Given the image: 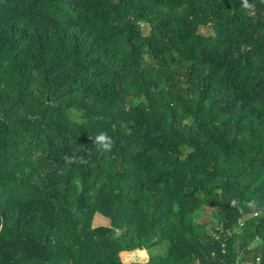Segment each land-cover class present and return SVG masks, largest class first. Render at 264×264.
Masks as SVG:
<instances>
[{"label":"trees","instance_id":"trees-1","mask_svg":"<svg viewBox=\"0 0 264 264\" xmlns=\"http://www.w3.org/2000/svg\"><path fill=\"white\" fill-rule=\"evenodd\" d=\"M164 246L264 264V2L0 0V264Z\"/></svg>","mask_w":264,"mask_h":264},{"label":"rangeland","instance_id":"rangeland-1","mask_svg":"<svg viewBox=\"0 0 264 264\" xmlns=\"http://www.w3.org/2000/svg\"><path fill=\"white\" fill-rule=\"evenodd\" d=\"M145 30L148 32L149 28H145ZM200 32H203V33H210L209 30H203V28H201V31ZM72 117H74V115L72 114ZM47 122H51V120L47 121ZM206 211L198 214V218L202 219V220H210L212 222H215L217 223V218L213 217V214L210 213L209 209H205ZM110 224V220L108 217L106 216H103V215H100L99 213L95 214L94 218H93V221H92V226H99V225H109ZM256 243V240L253 242V244ZM253 244H251V247L253 246ZM166 250V247H160V248H157L156 250H154L153 252H150V251H147V250H144L142 254L140 255H135L138 260H139V263H148L149 260H150V256L152 254H154L155 252L157 253H164ZM122 256V254H121ZM123 260V259H122ZM125 261L124 262H128L129 259H124Z\"/></svg>","mask_w":264,"mask_h":264},{"label":"crops","instance_id":"crops-1","mask_svg":"<svg viewBox=\"0 0 264 264\" xmlns=\"http://www.w3.org/2000/svg\"><path fill=\"white\" fill-rule=\"evenodd\" d=\"M144 250H139V251H133V252H124L122 253V256L121 258L123 259L122 261L124 262L125 260L124 259H129L128 262H124L125 264H129V263H132V262H139V260L137 258H135L136 256L135 255H140L143 252ZM256 264V262H255Z\"/></svg>","mask_w":264,"mask_h":264},{"label":"clouds","instance_id":"clouds-1","mask_svg":"<svg viewBox=\"0 0 264 264\" xmlns=\"http://www.w3.org/2000/svg\"><path fill=\"white\" fill-rule=\"evenodd\" d=\"M262 2H264V0H262ZM98 141H104V147L106 149V151H111L112 148V141L111 138L107 136L106 133H101L98 137H97ZM84 163H87V161H83Z\"/></svg>","mask_w":264,"mask_h":264},{"label":"built area","instance_id":"built-area-1","mask_svg":"<svg viewBox=\"0 0 264 264\" xmlns=\"http://www.w3.org/2000/svg\"><path fill=\"white\" fill-rule=\"evenodd\" d=\"M255 216H257V214H255ZM245 218L240 220V222H239L240 226H243L245 224V220H244ZM216 238H218V237H216ZM256 243H261V240L259 238H257L256 239ZM222 248H223V251L225 252L226 249H227V244L223 242L222 243ZM260 262H261V258L258 257L257 260H256V264H259ZM238 264H240V263H238Z\"/></svg>","mask_w":264,"mask_h":264}]
</instances>
